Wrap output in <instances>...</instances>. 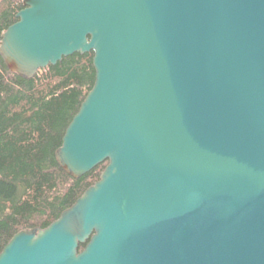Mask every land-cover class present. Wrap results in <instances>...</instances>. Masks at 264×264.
<instances>
[{
	"label": "water",
	"instance_id": "95a60500",
	"mask_svg": "<svg viewBox=\"0 0 264 264\" xmlns=\"http://www.w3.org/2000/svg\"><path fill=\"white\" fill-rule=\"evenodd\" d=\"M22 4L3 62L29 79L93 51L55 155L74 178L107 164L0 264H264V0Z\"/></svg>",
	"mask_w": 264,
	"mask_h": 264
},
{
	"label": "trees",
	"instance_id": "16d2710c",
	"mask_svg": "<svg viewBox=\"0 0 264 264\" xmlns=\"http://www.w3.org/2000/svg\"><path fill=\"white\" fill-rule=\"evenodd\" d=\"M22 8V0H0V42ZM94 81L93 51L64 56L29 79L0 56V252L18 231L47 227L99 179L107 160L74 178L55 155Z\"/></svg>",
	"mask_w": 264,
	"mask_h": 264
},
{
	"label": "rangeland",
	"instance_id": "374dc122",
	"mask_svg": "<svg viewBox=\"0 0 264 264\" xmlns=\"http://www.w3.org/2000/svg\"><path fill=\"white\" fill-rule=\"evenodd\" d=\"M39 72V71H38Z\"/></svg>",
	"mask_w": 264,
	"mask_h": 264
}]
</instances>
